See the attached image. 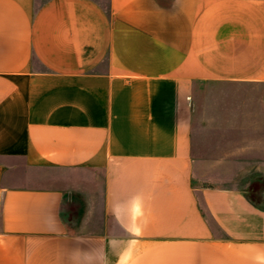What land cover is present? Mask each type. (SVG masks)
Here are the masks:
<instances>
[{
    "label": "crops",
    "instance_id": "0c3cea01",
    "mask_svg": "<svg viewBox=\"0 0 264 264\" xmlns=\"http://www.w3.org/2000/svg\"><path fill=\"white\" fill-rule=\"evenodd\" d=\"M206 82L264 85V0H0V264H264L196 174Z\"/></svg>",
    "mask_w": 264,
    "mask_h": 264
},
{
    "label": "rangeland",
    "instance_id": "374dc122",
    "mask_svg": "<svg viewBox=\"0 0 264 264\" xmlns=\"http://www.w3.org/2000/svg\"><path fill=\"white\" fill-rule=\"evenodd\" d=\"M194 140L197 156L205 161L196 172L199 180L237 183L264 206V85H200Z\"/></svg>",
    "mask_w": 264,
    "mask_h": 264
}]
</instances>
